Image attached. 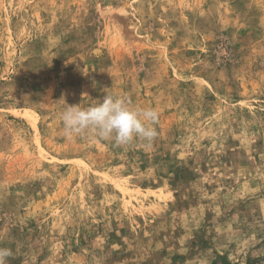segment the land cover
Returning a JSON list of instances; mask_svg holds the SVG:
<instances>
[{
    "label": "rangeland",
    "instance_id": "374dc122",
    "mask_svg": "<svg viewBox=\"0 0 264 264\" xmlns=\"http://www.w3.org/2000/svg\"><path fill=\"white\" fill-rule=\"evenodd\" d=\"M105 91L156 138L63 134ZM6 264H264V0H0Z\"/></svg>",
    "mask_w": 264,
    "mask_h": 264
},
{
    "label": "clouds",
    "instance_id": "9594fccd",
    "mask_svg": "<svg viewBox=\"0 0 264 264\" xmlns=\"http://www.w3.org/2000/svg\"><path fill=\"white\" fill-rule=\"evenodd\" d=\"M158 111L134 104L126 94L105 91L91 106L69 105L61 113L65 136L91 134L102 140H114L117 146L140 139L151 143L157 136ZM12 250L0 247V264H6Z\"/></svg>",
    "mask_w": 264,
    "mask_h": 264
}]
</instances>
